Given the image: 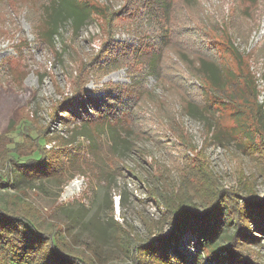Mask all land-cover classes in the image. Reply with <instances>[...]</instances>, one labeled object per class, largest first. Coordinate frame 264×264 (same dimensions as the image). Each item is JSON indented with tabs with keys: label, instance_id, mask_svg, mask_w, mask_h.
<instances>
[{
	"label": "rangeland",
	"instance_id": "obj_1",
	"mask_svg": "<svg viewBox=\"0 0 264 264\" xmlns=\"http://www.w3.org/2000/svg\"><path fill=\"white\" fill-rule=\"evenodd\" d=\"M197 1L198 5L183 8L180 12L182 18L202 22L200 28L205 46L214 51L213 56L218 58L225 72L222 94L210 91L208 96L214 105L216 126H210L212 122L208 120L182 114V108L176 105L174 98L182 90H177L172 81L161 84L153 75H144L143 87L150 95L144 98L143 105L138 106L135 118L146 121L147 129L153 131L157 139L139 141L134 149L120 148L121 160H116L109 153V148L103 146L102 151H98L101 154L97 164L104 170L113 168L111 185L108 181H99L98 169L92 175L79 173L73 179L67 172L58 181L52 178L28 182L0 159V175L10 170L15 180V189L0 188L1 208L31 217L42 233L60 228L69 253L91 260L93 264H127L130 259L121 240L128 234L147 241L150 234H154L153 237H170L173 233L168 224L155 226L165 209L158 207L149 196V190L155 186V171L150 166L154 162L158 168L167 170V182L163 187L170 190H180L189 179L185 175L195 170L197 177L190 180L201 185L197 187L200 195L195 196L198 203L201 201L199 198H204L206 191H210L208 188L213 186L204 179L207 172H204L203 164L222 188L237 190L244 195L249 183L258 198L264 199V168L260 163L256 165L254 158L243 152L249 138L255 137L256 142L260 139L254 114L257 104L262 106L261 97L264 95V0ZM26 2L6 0L0 6V136L6 135L14 121L28 119L27 125L35 129L46 130L49 126L46 133L48 139L57 135L69 138L60 120L67 115L66 112L60 111L54 121L52 116L65 98L74 95L70 76L75 74V66L84 65L96 55L105 39L104 30L100 23L91 21L72 41L68 23L61 32L62 36L54 38V43H42L35 37V28L30 21L33 17L25 6ZM97 2L113 11L121 9L124 4V0ZM118 30L114 38L116 42L142 45L146 50L163 49L159 43L155 47V40L159 37L156 32L153 37L151 33L137 37L120 28ZM198 48L202 50L201 44ZM166 58L169 63L176 64L179 71L175 74H180L188 83L205 87L203 82L192 78L186 69L187 64L174 51H168ZM138 81L141 82V77ZM131 83L126 68H121L98 80H91L86 89L100 96L103 94L100 88L106 84ZM233 94H241V101L235 103L224 99ZM250 94H254V98ZM169 105L175 111L177 133L182 129L193 148L187 153L191 158L188 168L184 167L182 172L176 168L175 158L182 154L184 147L170 125L172 117H167L165 108ZM17 129L11 136H16ZM209 130L212 134L216 133V139H212ZM33 134L36 136L35 131ZM103 141L108 142L106 138ZM80 142L85 150L91 149L88 141ZM45 149L48 154L65 150L57 142L47 143ZM31 151L30 147L23 154ZM89 159L94 160L92 157ZM122 162L127 166L123 167L125 171H116L115 168L120 167ZM117 192L124 194V200ZM110 199L114 205L113 216L110 214ZM145 222L152 227L148 228ZM227 228L226 232H233V228ZM216 242L225 244L226 233L219 235ZM180 249L186 257L196 252L195 237L190 233L183 234ZM251 251L253 258L264 264V239L261 246L252 247ZM4 258L3 264L18 262L8 255Z\"/></svg>",
	"mask_w": 264,
	"mask_h": 264
},
{
	"label": "trees",
	"instance_id": "obj_2",
	"mask_svg": "<svg viewBox=\"0 0 264 264\" xmlns=\"http://www.w3.org/2000/svg\"><path fill=\"white\" fill-rule=\"evenodd\" d=\"M5 2L0 0V6ZM196 5L197 0H124L121 9L113 11L109 6L99 5L97 0H27L25 6L33 17L30 21L38 41L54 43V38L62 36L61 32L68 23L74 41L91 21L100 23L105 39L92 59L84 65L75 66V74L70 76L75 88L74 95L65 98L52 116L54 121L60 111L66 112L67 115L60 120L69 138L57 135L48 139L46 133L49 126L46 130L35 129L27 125L28 119H18L12 123L6 135L0 136V159L28 182L52 178L58 181L67 172L73 179L79 173L92 175L98 169L99 181L102 179L111 185L113 168H100L97 159L101 153L98 151L107 146L109 153L116 160H121L120 148L134 149L139 141L157 139L155 133L147 129L146 121L135 118L138 106L143 105L144 98L150 95L146 94L143 87V77L148 74L156 77L161 84L172 81L177 90H182L181 94L174 97L176 105L182 108V114L208 120L212 122L210 126L215 127L216 113L208 96L210 91L222 94L225 72L218 58L213 56L214 51L205 46L200 28L202 22L181 16V9ZM119 28L137 37L146 33H151L153 37L156 32L159 37L155 40V47L159 43L163 49L146 50L142 45L116 42L114 38ZM200 44L202 50L198 48ZM168 51H174L187 64L186 69L192 78L203 82L207 90L175 74L179 70L175 63H169L166 58ZM121 68H126L131 84H106L100 88L103 92L100 96L86 89L91 80H98ZM140 77L141 82L138 81ZM250 95L254 98V94ZM224 99L238 103L242 98L241 94H233ZM165 109L167 117H172L170 125L177 133L173 106L169 105ZM255 110L254 122L259 126L260 139L256 142L255 137L249 138L243 152L254 158L256 165L260 163L264 168V105L257 104ZM16 129V136H11ZM211 135L212 139L217 138L216 133ZM178 138L182 141L184 151L175 158V163L182 172L184 167L188 168L191 158L187 153L193 148L182 129ZM80 140L88 141L91 149L85 150ZM49 142H57L65 150L48 154L45 147ZM30 147L32 151L23 154ZM91 157L94 160H90ZM181 160L184 162L181 163ZM150 166L155 171V186L149 190V196L158 207L165 209L155 226L168 224L173 233L170 237H153L154 234H150L147 241L128 234L121 240L129 255L130 263L127 264H263L253 258L254 253L251 251L252 247L261 246L264 239V199L258 198L253 186L247 183L244 195L237 190H226L213 180L212 174L203 164L204 172H207L204 179L213 186L208 188L210 191H206L204 198H199L201 201L198 203L195 196L200 195L197 187L201 185L190 180L197 177L195 170L185 175L189 179L177 191L163 187L167 182V170L158 168L156 162ZM123 167L127 166L122 162L115 169L122 172L125 171ZM12 173L7 170L4 175H0V188L15 189ZM118 194L124 200V194ZM110 214H114L112 199ZM145 224L148 228L152 227V224ZM227 227L233 228V232H226ZM223 232L226 233L225 244L217 243V238ZM187 233L195 237L198 250L186 257L180 249V238ZM5 255L18 261L14 264H93L91 260L69 253L60 228L42 233L31 217L0 207V264L4 263Z\"/></svg>",
	"mask_w": 264,
	"mask_h": 264
},
{
	"label": "built area",
	"instance_id": "obj_3",
	"mask_svg": "<svg viewBox=\"0 0 264 264\" xmlns=\"http://www.w3.org/2000/svg\"><path fill=\"white\" fill-rule=\"evenodd\" d=\"M261 98H262V100H261L262 103L261 104L264 105V95Z\"/></svg>",
	"mask_w": 264,
	"mask_h": 264
},
{
	"label": "bare ground",
	"instance_id": "obj_4",
	"mask_svg": "<svg viewBox=\"0 0 264 264\" xmlns=\"http://www.w3.org/2000/svg\"><path fill=\"white\" fill-rule=\"evenodd\" d=\"M73 187H77L76 185H74Z\"/></svg>",
	"mask_w": 264,
	"mask_h": 264
}]
</instances>
